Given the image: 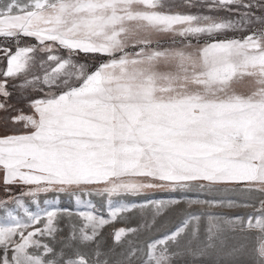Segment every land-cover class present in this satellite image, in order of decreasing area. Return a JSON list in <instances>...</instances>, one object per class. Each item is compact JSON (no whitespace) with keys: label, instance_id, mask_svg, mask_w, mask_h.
<instances>
[{"label":"snow or ice","instance_id":"obj_1","mask_svg":"<svg viewBox=\"0 0 264 264\" xmlns=\"http://www.w3.org/2000/svg\"><path fill=\"white\" fill-rule=\"evenodd\" d=\"M0 40V111L11 85L31 112L0 134V264H264V0H0ZM149 190L213 198L146 200L150 219L105 247L103 228L136 207L113 198ZM53 191L75 208H41ZM182 202L252 211L179 210L136 238Z\"/></svg>","mask_w":264,"mask_h":264},{"label":"rangeland","instance_id":"obj_2","mask_svg":"<svg viewBox=\"0 0 264 264\" xmlns=\"http://www.w3.org/2000/svg\"><path fill=\"white\" fill-rule=\"evenodd\" d=\"M177 4L181 2V0H175ZM180 11H190L193 13L196 12H204V9L200 8H192V9H184L180 8L178 9ZM214 15H216L214 13ZM218 15L221 16H228L227 13H219ZM229 35H232L229 33ZM161 38V37H160ZM4 41H0V44H3ZM161 43L165 46L170 43V40L165 37L164 40H161ZM10 47H14V45L9 44ZM78 59L82 63H86L84 61L87 60L90 64L94 65L96 63V60L92 58L91 55H85L81 54ZM88 65V64H87ZM90 66V65H88ZM4 67L3 63L0 62V69ZM9 91H11L13 94L9 98V103L13 106L12 109H10L7 112L0 111V134H4L5 132H11V131H25L23 129L22 125L18 126H12L10 121L8 122L7 127H5V120L13 115H16V109H21L25 114H31L30 109L27 107V101L26 99L21 96L15 89L9 86ZM35 95V94H33ZM2 99V98H0ZM4 193L2 189H0V199L5 198ZM225 194L220 193L215 196V198L220 199ZM199 196L200 199H211L213 197L207 196L203 193H198L196 191H185V192H171L168 190H149L145 195L141 196H128L123 198H113L114 201L117 200H123L124 203L128 204H135L136 207L133 208L131 211L123 214V218L118 219L117 221L110 223L109 225H106L103 230V242L105 244V247L110 246L113 243L112 240V233L115 229H118L120 227L130 228V227H136L138 226L143 219L149 218L151 216V213L149 209H141L140 205L144 204L146 200H168V199H181L184 198L188 199H195ZM229 198L236 199V200H243L244 198L240 196L238 193L227 194ZM45 199L57 201L56 204L50 206V207H59V208H75V201L74 199L66 192L64 193H57V192H47V193H41L38 197L39 205L41 208L46 207L43 204V201ZM84 199H91L93 204L95 205L96 213L100 215H104L107 217V199L106 197L96 196L92 195L91 197H84ZM26 206L29 207L30 210L35 211L36 206L31 204V200L28 197L24 198ZM13 207V205L9 204V208ZM179 210H185L190 212H215V213H223L226 215H236V214H244L246 212L252 211L250 208H233L229 209L227 207H208L207 205H200V204H193L189 206L186 202H182L178 205L173 206L172 209L166 212L165 216L158 218V222L156 225V229H153L151 232L149 231H142L137 235V239L140 241H144L150 238H153L155 236H159L163 234L165 231L171 230L176 223H178L180 217L177 215V212ZM17 214L22 215V212H18ZM5 216V213L3 209H0V222L3 221V218ZM67 223V218L62 219L60 221V227L64 229V231L61 233L62 236H67V228L65 227ZM216 259L215 256L209 257V260L206 262V264H211L212 261ZM247 259V257L245 258Z\"/></svg>","mask_w":264,"mask_h":264},{"label":"trees","instance_id":"obj_3","mask_svg":"<svg viewBox=\"0 0 264 264\" xmlns=\"http://www.w3.org/2000/svg\"><path fill=\"white\" fill-rule=\"evenodd\" d=\"M160 39H161V40H164L165 37L162 36ZM0 41H3V40H0ZM84 61L86 62V64L90 65V66H89L90 68L93 66V65L90 64L87 60L84 59ZM0 177H2V173H0ZM0 189H2L3 192H5V191H4V185H3V183H2V180H0ZM19 192H20V188L14 186V187H13V193H14V194H18ZM4 196H5V197L7 196V193H6V192L4 193Z\"/></svg>","mask_w":264,"mask_h":264},{"label":"crops","instance_id":"obj_4","mask_svg":"<svg viewBox=\"0 0 264 264\" xmlns=\"http://www.w3.org/2000/svg\"><path fill=\"white\" fill-rule=\"evenodd\" d=\"M4 65V64H3Z\"/></svg>","mask_w":264,"mask_h":264}]
</instances>
